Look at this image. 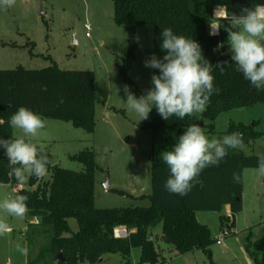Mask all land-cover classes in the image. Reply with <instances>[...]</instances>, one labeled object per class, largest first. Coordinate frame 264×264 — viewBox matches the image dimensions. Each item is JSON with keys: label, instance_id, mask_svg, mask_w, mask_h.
Listing matches in <instances>:
<instances>
[{"label": "trees", "instance_id": "obj_1", "mask_svg": "<svg viewBox=\"0 0 264 264\" xmlns=\"http://www.w3.org/2000/svg\"><path fill=\"white\" fill-rule=\"evenodd\" d=\"M257 3L264 4V0H113V21L126 27L128 38L119 75L124 82L132 83L128 71L135 59L134 37L139 25L152 27V52L160 59L165 55L160 48L163 28L170 27L176 34L194 39L201 45L205 59L213 65L214 87L219 88V93L210 97L206 110L200 114L205 133L214 134V121L219 114L264 103V89H255L236 71L225 31L228 21L215 18L213 12L216 15L217 11L216 16H220L222 9L217 7L226 6L229 13L240 14L241 9L254 7ZM212 22L223 25L217 35L209 32ZM220 61L227 62L223 74L215 67ZM153 74L159 75V70L152 68ZM98 103L102 101L95 92L93 71L64 70L55 63L40 69L19 66L0 69V119L4 121L0 124V138H15L9 121L21 106L41 117L69 122L75 128L92 133ZM108 108L124 114L123 110ZM189 118L164 120L153 107L149 119L139 123L151 133V192L137 196L147 198L148 206L95 207L94 184L98 165L91 149L69 156L82 164V171L52 164L51 154L43 149L50 161L47 171L50 179L41 182L40 178L31 176L27 180L29 188H24L13 177L5 150L0 148V184L19 186L17 194L28 197V215L39 219L37 223L28 224L25 238L27 246L36 241L43 243L26 264H94L109 254H119L127 259L133 248L140 250L135 264H158L161 256L155 244L158 238L179 254L200 250L210 259L211 245L215 240L208 226L197 221L195 213L221 212L228 205L230 214L219 215V223L221 228L231 229L233 215L242 209V172L246 168L257 169L259 156L245 155L240 148L229 149L218 166L202 171L187 195L170 194L165 189L170 172L160 153L171 150L188 126ZM255 126V122L248 125L229 122L222 134L239 132L244 146H249L260 137ZM234 172L239 176L238 181H233ZM112 191L133 197L123 190ZM70 218L77 222L76 232L69 227ZM159 225L160 235L152 238L150 230ZM116 227H124L127 235L115 237L113 231ZM245 250L255 264H264V237L246 244Z\"/></svg>", "mask_w": 264, "mask_h": 264}, {"label": "rangeland", "instance_id": "obj_2", "mask_svg": "<svg viewBox=\"0 0 264 264\" xmlns=\"http://www.w3.org/2000/svg\"><path fill=\"white\" fill-rule=\"evenodd\" d=\"M134 38L135 59L128 71L132 83H126L118 69L127 53V31L125 26H118L113 21V0H15L12 7H0V69L18 66L40 69L55 63L64 70L94 72L95 92L102 101L95 105L94 131L86 133L69 122L42 117L46 126L32 142L51 154L52 164L74 171H82L83 166L69 156L84 149L93 150L98 165L94 185L97 208L149 205L147 198H137V195L151 192V133L139 125L144 120L140 121L127 108L123 87L128 85L137 98L152 88V68L145 67L144 63L153 55L152 27L137 26ZM108 107L123 110L124 114ZM200 114L190 117L187 124H201L204 128ZM229 122L247 125L255 122L260 137L240 149L245 155H264V103L219 114L214 121L215 133L207 134L209 139L221 138ZM12 133L14 137L22 135L13 128ZM49 179L47 173L40 181ZM21 187L29 188L27 182ZM18 188L0 184V201L18 195ZM112 189L123 190L133 197ZM241 202L242 209L233 215L231 229L221 228L219 223V215H229L230 209L228 213L225 207L221 212L195 213L197 221L208 226L214 240L220 233H228L220 243L215 241L211 245L210 259L200 250L187 254L171 251L173 248L158 238L155 240L161 255L158 264H255L245 245L264 237V175L256 169L246 168L242 172ZM4 215L0 212V218ZM31 219L39 220L28 213L23 219L8 218L12 231L0 237V264H26L28 259L34 258L43 242L36 241L27 246L26 228ZM68 224L71 231L78 230L75 219H68ZM160 232L159 225L150 230V236L154 238ZM17 245L27 247V256L17 251ZM139 254V248H133L127 259L119 254H109L94 264H135Z\"/></svg>", "mask_w": 264, "mask_h": 264}, {"label": "clouds", "instance_id": "obj_3", "mask_svg": "<svg viewBox=\"0 0 264 264\" xmlns=\"http://www.w3.org/2000/svg\"><path fill=\"white\" fill-rule=\"evenodd\" d=\"M14 4L15 0H0V7L5 9ZM218 9H222L220 19L228 21L225 31L228 33L227 43L236 71L255 89H264V4L245 7L240 14L229 13L226 6ZM222 26L216 24L213 27L211 24L213 31L210 34L217 35ZM161 38L160 48L165 55L160 59L153 54L144 62L145 67L158 69L159 75L151 76L153 87L139 98L130 91L128 85H124L127 108L140 121L148 119L153 107L164 120L170 117L179 120L197 117V114L206 110L210 97L219 93V88L214 87L213 65L205 59L201 45L194 39L176 34L170 27L163 28ZM226 63L220 61L215 67L223 74ZM3 122L0 119V124ZM9 123L22 133L11 139L0 138V148L5 150L13 177L21 184L31 176L44 177L50 161L43 148L33 143L32 139L45 128V120L21 106L11 116ZM243 147V136L239 132L209 139L203 127L195 123L188 125L171 150L160 153L170 172L165 189L170 194L187 195L205 168L218 166L229 149ZM256 170L264 175V155L258 157ZM232 178L238 181L239 176L234 172ZM27 200V196L15 195L0 201V212L5 214L0 218V237L12 231L8 218L25 217L28 212ZM17 251L24 256L28 254L27 247L17 245Z\"/></svg>", "mask_w": 264, "mask_h": 264}, {"label": "built area", "instance_id": "obj_4", "mask_svg": "<svg viewBox=\"0 0 264 264\" xmlns=\"http://www.w3.org/2000/svg\"><path fill=\"white\" fill-rule=\"evenodd\" d=\"M213 27H215V25H213ZM212 31H213V29H212L211 24H210V26H209V32L211 33ZM117 228L118 227L114 228V231H113L115 237H125L127 235V231H126V229L124 227H119L118 229ZM227 234H228L227 232L220 233V235L216 237L215 241L217 243H220L221 240L224 237L227 236Z\"/></svg>", "mask_w": 264, "mask_h": 264}, {"label": "crops", "instance_id": "obj_5", "mask_svg": "<svg viewBox=\"0 0 264 264\" xmlns=\"http://www.w3.org/2000/svg\"><path fill=\"white\" fill-rule=\"evenodd\" d=\"M217 8H219V7H217ZM215 10V9H214ZM213 16L215 17V18H219L220 16H215L214 15V12H213ZM212 25H216L217 24V22H212L211 23ZM95 185V184H94ZM142 195V194H141ZM137 196H139V195H137ZM225 209H226V212L228 213L229 212V206L228 205H226L225 206ZM30 223H37V219H34V220H30ZM171 251H174V249H172ZM102 260H103V258H102Z\"/></svg>", "mask_w": 264, "mask_h": 264}, {"label": "water", "instance_id": "obj_6", "mask_svg": "<svg viewBox=\"0 0 264 264\" xmlns=\"http://www.w3.org/2000/svg\"><path fill=\"white\" fill-rule=\"evenodd\" d=\"M199 126H202V125L200 124ZM105 188H106V189H109L108 184H105ZM101 260H102V258L98 259V261H101Z\"/></svg>", "mask_w": 264, "mask_h": 264}]
</instances>
